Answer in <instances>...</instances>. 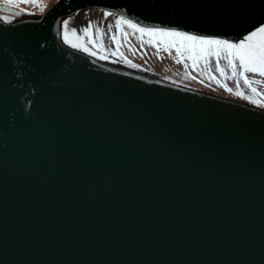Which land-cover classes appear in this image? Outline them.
Segmentation results:
<instances>
[{"label":"water","instance_id":"obj_1","mask_svg":"<svg viewBox=\"0 0 264 264\" xmlns=\"http://www.w3.org/2000/svg\"><path fill=\"white\" fill-rule=\"evenodd\" d=\"M90 7L232 42L264 24V0L0 19V264H264V110L73 49Z\"/></svg>","mask_w":264,"mask_h":264},{"label":"snow or ice","instance_id":"obj_2","mask_svg":"<svg viewBox=\"0 0 264 264\" xmlns=\"http://www.w3.org/2000/svg\"><path fill=\"white\" fill-rule=\"evenodd\" d=\"M21 3H30L40 8L41 11L46 7L42 3V0H4L3 5L0 6V12H6L9 15L0 17V19H3L5 22H11V17L19 14L12 12V9L19 8ZM105 15L109 16L112 14L105 13ZM124 25H127L134 33L138 32L142 43L156 47L163 45L164 50L169 52L171 49H175L178 57L177 63H181L183 59L190 60L194 69H199L200 65L203 64L204 67L201 71L209 73L208 79L215 81L219 86L224 87L231 93L233 91L231 88H228L216 76L210 74L214 58L215 71L219 72L221 77L233 79L238 89L240 82L243 81V84L251 90L253 96L260 99L245 96L243 91H237L235 93L237 96L248 99L259 107H264V92L258 91L257 87L253 86H264V24L256 27L255 30L243 36L238 42L191 35L175 30L141 27L137 23H133L131 20L124 19L123 17L116 21V27L121 32H123L122 26ZM92 29L93 25L90 23L88 27L80 30L83 35H79L75 28H70L69 21L66 20L63 22V40L73 49L81 50L99 59H107L106 55H99L100 52L105 50L102 38L103 30L97 29L99 33V42H97V40L93 39ZM109 30H111V26H109ZM124 35L126 38L128 34L124 33ZM144 36H147L149 39L144 41L142 39ZM84 37L88 38L87 42ZM113 39L116 40V37H113ZM116 43L119 46V40H116ZM111 55L125 59L123 53L119 52V47L117 51L111 52ZM222 60L226 62V67L221 66ZM128 63L131 64V61H128ZM132 66L136 67V65ZM187 67L188 65L185 64V68ZM229 70L231 72L230 77L227 75ZM253 77H260L261 79H253ZM192 79H195V77H192Z\"/></svg>","mask_w":264,"mask_h":264},{"label":"rangeland","instance_id":"obj_3","mask_svg":"<svg viewBox=\"0 0 264 264\" xmlns=\"http://www.w3.org/2000/svg\"><path fill=\"white\" fill-rule=\"evenodd\" d=\"M56 1L57 0H42V3L46 5L43 11L30 3H21L19 8L12 9V12L19 13L12 17L21 19L41 16ZM3 3L4 0H0V6H2ZM21 9H23V11H21ZM85 11L86 13L83 14H85L86 17H84L83 20H80V17L78 19V15L72 18L71 28H75L79 35H83L80 30L88 27L91 23L93 25V39L97 40V42H99V33L97 32V29H102L105 50L100 52L99 55H106L108 57L107 60L115 63L119 61L121 64L128 66L136 65V67H132L148 72L162 80L205 92L207 94L242 102L264 110V107H259L257 104L251 103L248 99L241 98L235 94L237 91H243L245 96L252 97L253 99H260L259 97L253 96L251 90L243 84V81L240 82V87L238 89L233 79H225L224 77H221L219 72L215 71L214 58L212 60V72L210 74L216 76L221 83L226 84L228 88H231L233 90L231 93L224 87L219 86L215 81H210L208 79L209 73L201 71L204 67L203 64L200 65L199 69H194L190 60L183 59L181 63H177L176 60L178 57L175 49H171L169 52L164 50L163 45L156 47L147 43H142L140 34L138 32L134 33L132 29L127 27V25L122 26L123 32H121L120 29L116 27V21L123 17L122 15L99 7L88 8ZM90 13H92V15H90ZM105 13H111L112 15L106 16ZM0 14L9 15L6 12H0ZM123 18L127 19L125 17ZM109 26H111V30H109ZM124 33L128 34L126 38ZM113 37H116V40H119V46ZM84 39L87 42L88 38L84 37ZM142 39L147 41L149 38L144 36ZM89 46L91 47V45ZM118 47L119 52L123 53L125 59L111 55V52L117 51ZM128 61H131V64H129ZM185 64L188 65L187 68H185ZM221 66L226 67V62L222 60ZM227 75L229 77L231 76L230 70ZM192 77H195V79H192ZM253 79L261 78L253 77ZM253 86L257 87L258 91L264 92V86Z\"/></svg>","mask_w":264,"mask_h":264},{"label":"bare ground","instance_id":"obj_4","mask_svg":"<svg viewBox=\"0 0 264 264\" xmlns=\"http://www.w3.org/2000/svg\"><path fill=\"white\" fill-rule=\"evenodd\" d=\"M90 8H94V7H90ZM83 13H86V11H85V12L83 11V12H81L80 14H78V19H79V17H80V20H83L84 17H86L85 14H83ZM90 15H92V13H90ZM23 19H26V18H23ZM121 62H122V61H121ZM117 63L120 64V65H123V64H121L119 61H118ZM123 66H125L126 68H128V69H130V70H132V71H134V72H136V73H139V74H141V75H144V76H146V77H152V78H156V79H157L156 76L151 75V74H149L148 72L142 71V70H140V69H135V68H133L132 66H128V65H123ZM190 89H191V88H190Z\"/></svg>","mask_w":264,"mask_h":264}]
</instances>
